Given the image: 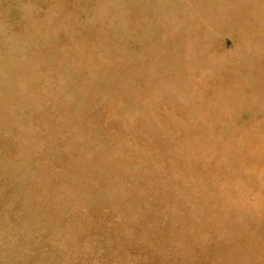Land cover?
<instances>
[{"label": "rangeland", "instance_id": "obj_1", "mask_svg": "<svg viewBox=\"0 0 264 264\" xmlns=\"http://www.w3.org/2000/svg\"><path fill=\"white\" fill-rule=\"evenodd\" d=\"M0 264H264V0H0Z\"/></svg>", "mask_w": 264, "mask_h": 264}]
</instances>
